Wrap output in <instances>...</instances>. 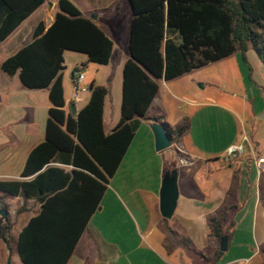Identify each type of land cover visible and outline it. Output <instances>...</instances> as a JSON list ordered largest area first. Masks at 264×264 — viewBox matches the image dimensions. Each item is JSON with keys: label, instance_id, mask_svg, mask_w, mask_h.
Segmentation results:
<instances>
[{"label": "crops", "instance_id": "obj_1", "mask_svg": "<svg viewBox=\"0 0 264 264\" xmlns=\"http://www.w3.org/2000/svg\"><path fill=\"white\" fill-rule=\"evenodd\" d=\"M57 11V0H45L19 22L0 41V63L32 41L37 23L43 22L46 29ZM94 12L93 23L101 29L98 25L101 14L99 10ZM90 15L83 16L88 18ZM101 30L113 42L108 63L115 64L118 70V113L115 110L110 112L107 105L110 104V93L106 86L94 80L88 86L93 83L107 90L102 107V130L109 134L119 119L121 70L127 53L118 52L115 33L112 35ZM66 52L62 53L63 66L66 65ZM84 61L87 63L85 55L77 57L79 64ZM74 67L76 65L71 64L68 75L61 72V86L63 109L68 114V106L72 105L75 115L86 104L89 94L84 100L78 96L76 100L72 98L71 73ZM156 84V95L147 111L159 97L160 88H165L168 96L181 102L185 108L174 118L173 125L165 117L161 123L171 130L186 124V130L178 138H170L169 148L156 152L150 131V124L158 123L152 120L156 118L151 116L143 120L144 123L139 122L115 172L105 183L99 205L89 216L65 264H262L264 151L259 143L249 141L238 119L227 129L223 119L204 116V107L219 104L197 103L173 95L162 79L156 80ZM49 108L46 89L28 90L20 84L17 74L8 76L0 70V181L32 179L34 175L22 177L21 172L30 152L44 142ZM200 108L203 113H198ZM139 128L142 131H138ZM221 128L227 132L224 134ZM241 135L246 138L244 152L224 164L221 157ZM258 159L263 163H258ZM47 167L59 169L69 178L76 170L68 164L50 162L40 171ZM170 170L176 171L177 199L171 217L166 220L158 212V193L163 173ZM53 174L43 179V185L60 184L61 177ZM86 194L89 200V190ZM86 194L82 200L86 199ZM81 196V193L67 195L60 204H74ZM0 201L6 206L8 241L12 239L10 250L16 254L18 232L38 214L44 201L40 203L33 198L23 199L4 192H0ZM65 214L74 218L78 213L70 210ZM208 217H215L220 222V233L227 238L224 252L219 251V240L210 232ZM166 236L172 238V243H166ZM1 251L0 241V264H4ZM193 251L200 255L193 254ZM216 251L221 254L216 256Z\"/></svg>", "mask_w": 264, "mask_h": 264}, {"label": "trees", "instance_id": "obj_2", "mask_svg": "<svg viewBox=\"0 0 264 264\" xmlns=\"http://www.w3.org/2000/svg\"><path fill=\"white\" fill-rule=\"evenodd\" d=\"M45 0H0V41ZM127 58L121 70L119 119L109 134L102 130V107L107 90L91 83L86 104L74 115L64 111L62 53L85 55L87 63L107 65L113 42L69 0H57V13L44 29H33L32 41L0 63V70L17 74L28 90L46 89L50 108L44 142L28 155L21 176L29 181H0V192L42 203L16 237L21 264H65L89 216L99 205L105 183L115 172L127 146L156 95V80L168 81L209 63L252 49L264 67V0H127ZM147 119V118H145ZM153 121H157L152 119ZM158 122V121H157ZM159 123V122H158ZM178 138L187 128L169 129ZM53 163L75 168L72 177ZM86 172V173H84ZM61 177L59 185H43L47 175ZM86 179L88 185L83 182ZM79 182V184H78ZM89 190V200L87 199ZM81 193L74 204H60L63 197ZM86 194V199L82 200ZM59 208L66 211L58 212ZM6 206L0 201V210ZM72 210L77 217L65 213ZM212 236L220 240V222L208 217ZM2 224V236L9 229ZM216 256L220 255L216 251ZM264 264V242L261 247Z\"/></svg>", "mask_w": 264, "mask_h": 264}, {"label": "rangeland", "instance_id": "obj_3", "mask_svg": "<svg viewBox=\"0 0 264 264\" xmlns=\"http://www.w3.org/2000/svg\"><path fill=\"white\" fill-rule=\"evenodd\" d=\"M69 1L83 15L94 14L96 16V12L94 11L99 10L101 17L98 20V25L105 32H108V34L113 35L115 33L117 35V40L114 39L115 47L118 49V52L126 53V29L131 16L127 0ZM65 55L68 57L66 56V65L63 66L61 72L64 75H68L71 64H75L76 67L74 68H80V72L84 77V87L88 86L91 80L106 86L110 93V104L107 105L110 112H114L115 110L117 114L119 85L116 77L118 70L115 64L110 62L106 66H103L85 63V61L79 64L77 57H83V54L67 51ZM245 58L246 63L241 60L240 54L236 52L224 59L209 63L179 77L165 81V83L171 94L185 100L197 103L219 104L212 108L204 107V116L223 119L224 126L227 129H230L233 122H237L238 119L249 141L259 143L261 150L264 151V67L252 49L247 50ZM108 80L110 81L107 84ZM160 89L159 97L140 121L142 122L145 118L154 116L153 118H156L155 120L161 123L162 118L165 117L173 125L174 118L181 114L185 106L181 102L170 98L165 88ZM88 94V91H86L80 93L78 97L84 100ZM198 113H203V109L200 108ZM158 116H161V118H158ZM220 130L224 134L227 132L222 128ZM138 131H142L141 128ZM172 241L171 237L166 236V243H172ZM11 242L12 239L9 238L8 245L10 249ZM193 254L200 255L197 251H193ZM1 256L3 263L6 257L3 243ZM10 262L11 264H19L17 255L13 251H11Z\"/></svg>", "mask_w": 264, "mask_h": 264}, {"label": "water", "instance_id": "obj_4", "mask_svg": "<svg viewBox=\"0 0 264 264\" xmlns=\"http://www.w3.org/2000/svg\"><path fill=\"white\" fill-rule=\"evenodd\" d=\"M96 16L94 14H91L88 19L90 21H95ZM70 114H74V110L72 108V105L68 106ZM150 131L153 136V149L154 151H162L170 147L171 141L170 138L166 135L165 130L163 127L155 122H152L150 124ZM176 199H177V189H176V171L170 170L163 173L161 182H160V188L158 193V212L159 215L163 219H169L174 211L175 205H176ZM6 222V211L1 209L0 210V241L3 243L5 251H6V257L4 264H11L10 258H11V250L8 245V236L7 234L5 236H2L1 233V227L2 224ZM226 242L227 238L225 236H222L219 240V246L218 249L220 252H224L226 249Z\"/></svg>", "mask_w": 264, "mask_h": 264}, {"label": "built area", "instance_id": "obj_5", "mask_svg": "<svg viewBox=\"0 0 264 264\" xmlns=\"http://www.w3.org/2000/svg\"><path fill=\"white\" fill-rule=\"evenodd\" d=\"M71 75H72V98L76 100L77 96L80 93L86 92L87 89L83 86L84 77L80 72V68H74L72 70ZM245 146H246V138L241 135L235 144L227 148L224 155L221 157V161L224 164L230 163V161L242 155V153L245 150ZM257 162L263 163L262 159H258Z\"/></svg>", "mask_w": 264, "mask_h": 264}]
</instances>
